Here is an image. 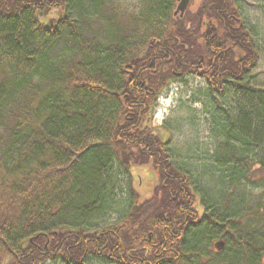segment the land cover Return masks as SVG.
Wrapping results in <instances>:
<instances>
[{"label":"trees","instance_id":"trees-1","mask_svg":"<svg viewBox=\"0 0 264 264\" xmlns=\"http://www.w3.org/2000/svg\"><path fill=\"white\" fill-rule=\"evenodd\" d=\"M235 1L180 17L176 0H140L127 15L112 0H0V264H83L98 252L119 264H264V87ZM117 14L126 26L112 32ZM189 74L230 96L204 112L222 141L209 160L222 169L216 200L153 125L158 98ZM134 166L157 171L152 196L131 191L119 222L91 230L109 172L133 178Z\"/></svg>","mask_w":264,"mask_h":264},{"label":"rangeland","instance_id":"rangeland-1","mask_svg":"<svg viewBox=\"0 0 264 264\" xmlns=\"http://www.w3.org/2000/svg\"><path fill=\"white\" fill-rule=\"evenodd\" d=\"M203 0H191L188 10L195 14ZM140 0H112L111 5L118 11L127 15L129 11L139 8ZM241 17L248 30L254 36L255 45L259 51V59L256 67L252 70L251 76L253 83L259 87H264V0H236ZM116 9V10H117ZM123 18H128L124 16ZM119 14L114 16L108 27L109 20L106 21V28L112 32H117L122 26H126L125 20ZM125 30L122 29V32ZM62 45L57 51L61 55ZM183 80V81H182ZM171 89L162 93L157 100V107L154 114L153 125L161 136L177 165L191 173L194 183L199 191L206 192L214 190L215 200L224 194L225 190L217 185L215 178L221 173L222 169L215 167L210 171V158L214 156L221 144L220 134L216 135L212 129L213 125L204 114L205 110L220 108L223 104H230L229 94L217 96L216 99L210 94L204 93L205 83L199 78L189 74L182 79H175L171 83ZM213 105V106H212ZM15 106L9 108L4 116L6 126L13 125V118L9 114L16 112ZM234 115V114H233ZM165 125V127H163ZM6 137L8 134L5 127L0 130ZM110 171L107 175L108 182L104 185L107 191L106 205L104 212L93 220L91 230H101L107 226L119 222L127 212L132 199L131 191H136L140 195L141 201L149 199L154 188L158 183L157 171L152 166H134L132 177L116 170ZM213 177V179H211ZM212 182H215L213 184ZM213 184V185H212ZM196 195L195 210L202 213ZM197 213V214H198ZM194 215V214H193ZM208 244V258H214L219 250L215 243ZM220 256V255H219ZM46 264H66L59 259L49 260ZM83 264H117L106 258L89 255ZM228 264H233L229 262Z\"/></svg>","mask_w":264,"mask_h":264},{"label":"water","instance_id":"water-1","mask_svg":"<svg viewBox=\"0 0 264 264\" xmlns=\"http://www.w3.org/2000/svg\"><path fill=\"white\" fill-rule=\"evenodd\" d=\"M178 1V7L176 9L175 12V16L180 15V17H183V15L185 14V12L188 10V7L191 3V0H177ZM224 247V243L220 242L216 245V248L218 250L222 249Z\"/></svg>","mask_w":264,"mask_h":264},{"label":"bare ground","instance_id":"bare-ground-1","mask_svg":"<svg viewBox=\"0 0 264 264\" xmlns=\"http://www.w3.org/2000/svg\"><path fill=\"white\" fill-rule=\"evenodd\" d=\"M177 1V0H176ZM178 1H177V6H176V9H177V7H178ZM176 11V10H175ZM103 229V228H102ZM101 229V230H102ZM97 231V230H96ZM99 231V230H98ZM103 234H99L98 235V239H100L101 238V236H102ZM90 255H94V256H98L99 258H102V257H100V253L98 252L96 255L95 254H90ZM89 256V255H88ZM88 256H87V258H88ZM104 258V257H103ZM111 261V260H110ZM112 262H114V263H117V264H119L116 260H112ZM83 263V262H82ZM73 264H75V263H73ZM79 264V263H78ZM146 264H150V263H146Z\"/></svg>","mask_w":264,"mask_h":264},{"label":"flooded vegetation","instance_id":"flooded-vegetation-1","mask_svg":"<svg viewBox=\"0 0 264 264\" xmlns=\"http://www.w3.org/2000/svg\"><path fill=\"white\" fill-rule=\"evenodd\" d=\"M175 16V15H174ZM177 76H180V74H177Z\"/></svg>","mask_w":264,"mask_h":264}]
</instances>
